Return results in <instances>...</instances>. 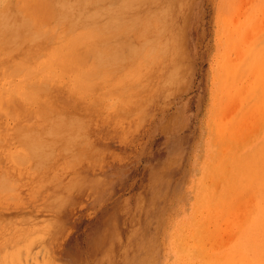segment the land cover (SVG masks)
<instances>
[{
	"label": "rangeland",
	"instance_id": "1",
	"mask_svg": "<svg viewBox=\"0 0 264 264\" xmlns=\"http://www.w3.org/2000/svg\"><path fill=\"white\" fill-rule=\"evenodd\" d=\"M55 1L67 13L58 28L77 26L68 16L89 4ZM122 1L102 21L109 29L127 23L130 31L133 15L137 25L126 42L101 43L83 90L50 94L28 123L0 124V264H170L166 238L191 204L200 158L241 154L256 140V110L248 109L254 98L240 99L232 87L226 99L215 82L225 54L220 0ZM147 20L155 37L140 35ZM253 25L264 31V21ZM0 29L25 40L30 24L21 0H0ZM221 122L226 129L215 145L210 123ZM7 128L18 132L6 138Z\"/></svg>",
	"mask_w": 264,
	"mask_h": 264
},
{
	"label": "bare ground",
	"instance_id": "2",
	"mask_svg": "<svg viewBox=\"0 0 264 264\" xmlns=\"http://www.w3.org/2000/svg\"><path fill=\"white\" fill-rule=\"evenodd\" d=\"M66 1L86 6L84 0ZM86 1L91 10L85 13L86 6L79 10L78 16H68L77 19V26L73 28L57 27L58 23L63 24L67 13H59V4L55 0H44L43 8L37 6V0H21L30 24L25 40L14 39L5 29H0V124L7 125L9 121L28 123L35 108L40 109L54 92L76 97L85 87L86 80L89 82L91 77L94 78L93 62L100 55L101 43L126 42V34L135 29L133 24L137 25V19L132 18L133 15L128 20L130 31L126 28L127 23L109 29L105 20L102 21L105 12L125 5L122 0ZM218 9L219 41L225 54L218 63L215 82L226 99L231 98L232 87L238 90L240 99L254 98V106L250 105L248 109L256 110L257 136L250 149L247 147L248 150L244 149L241 154L227 149L217 156L200 158L199 170L193 178L194 186L189 193L191 204L187 213L177 214L166 238V256L170 264H264V31L251 29L255 22L264 21V0H220ZM238 14L244 17L243 23L237 24ZM149 27L150 21H144L140 34L143 38L155 37ZM39 57L41 60L37 61ZM221 116H224L223 111ZM212 123L208 138L217 134L219 141L216 139L214 143L217 145L226 124L221 122L219 127ZM16 129L7 128L4 136L14 137L18 132ZM241 133L243 136V131ZM229 140L228 144H231L233 138ZM206 148L209 150V141ZM207 150L203 152L205 156L209 153ZM231 174L232 180H227ZM227 183L232 187H227ZM14 263L15 260L7 262Z\"/></svg>",
	"mask_w": 264,
	"mask_h": 264
}]
</instances>
